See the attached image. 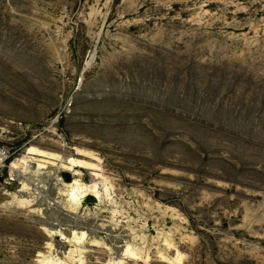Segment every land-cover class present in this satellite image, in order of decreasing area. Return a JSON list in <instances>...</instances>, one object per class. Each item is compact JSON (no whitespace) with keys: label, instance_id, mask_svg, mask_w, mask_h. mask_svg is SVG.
Segmentation results:
<instances>
[{"label":"rangeland","instance_id":"rangeland-1","mask_svg":"<svg viewBox=\"0 0 264 264\" xmlns=\"http://www.w3.org/2000/svg\"><path fill=\"white\" fill-rule=\"evenodd\" d=\"M0 175V264H264V0H0Z\"/></svg>","mask_w":264,"mask_h":264},{"label":"bare ground","instance_id":"bare-ground-1","mask_svg":"<svg viewBox=\"0 0 264 264\" xmlns=\"http://www.w3.org/2000/svg\"><path fill=\"white\" fill-rule=\"evenodd\" d=\"M22 167V164H17L15 163L13 166H11V170L14 171L15 169H18V168H21ZM77 183V188H78V194L80 196L82 195H86V194H91V195H97L98 194V190H97V186L96 184H93V185H86L85 183H83L81 181V179H76L75 181ZM28 186L26 184H24V189H27ZM67 230V229H66ZM70 233V232H68ZM63 235L65 236V234L63 233ZM72 235V236H71ZM66 240L68 241H76L78 239H80V232H77V233H73V234H70V235H66ZM49 263L51 264H62L61 261L60 262H56L55 260H53L52 258H47L46 259Z\"/></svg>","mask_w":264,"mask_h":264},{"label":"water","instance_id":"water-1","mask_svg":"<svg viewBox=\"0 0 264 264\" xmlns=\"http://www.w3.org/2000/svg\"><path fill=\"white\" fill-rule=\"evenodd\" d=\"M3 179V177L0 175V180H2Z\"/></svg>","mask_w":264,"mask_h":264}]
</instances>
